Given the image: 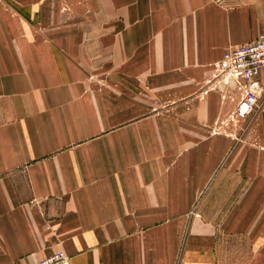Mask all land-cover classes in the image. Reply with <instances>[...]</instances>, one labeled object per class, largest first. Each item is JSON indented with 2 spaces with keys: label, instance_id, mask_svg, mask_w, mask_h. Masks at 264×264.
I'll list each match as a JSON object with an SVG mask.
<instances>
[{
  "label": "crops",
  "instance_id": "0c3cea01",
  "mask_svg": "<svg viewBox=\"0 0 264 264\" xmlns=\"http://www.w3.org/2000/svg\"><path fill=\"white\" fill-rule=\"evenodd\" d=\"M47 1L22 0L16 21L0 6V264L57 250L72 264H223V235L247 238L246 264H264V102L236 142L174 129L200 106L208 120L234 108L216 82L200 98V80L264 31V0H86L65 21ZM122 60L142 62L126 75L154 92L184 95L120 120L103 76ZM200 204L232 206L215 217Z\"/></svg>",
  "mask_w": 264,
  "mask_h": 264
},
{
  "label": "rangeland",
  "instance_id": "374dc122",
  "mask_svg": "<svg viewBox=\"0 0 264 264\" xmlns=\"http://www.w3.org/2000/svg\"><path fill=\"white\" fill-rule=\"evenodd\" d=\"M24 1V0H23ZM45 2V0H44ZM16 4V10L13 9ZM48 4V6L46 5ZM0 6L10 12L11 17L14 21H16V17L19 16L20 7H23L22 0H0ZM44 8L48 7L50 13L52 10L56 11L55 13L64 14L65 20H73L79 19V16L83 17L87 12L90 11L88 3L86 0H48L44 3ZM54 6V7H53ZM53 14V12H52ZM20 18H18L19 20ZM62 20L61 18H59ZM113 70L119 69L120 76L118 78H109L110 70H104L108 72H104L103 76V84H109L111 80L113 85L119 86V96H120V120H129L138 118L139 116H146L148 113H155L157 110L155 109H146V101L152 103H158L161 99L163 101L166 96L167 104H173L172 101L177 100L180 96L184 94H175L173 92L158 93L154 92L153 89H149V77L145 76H128L126 72H140L146 66L142 65V62H132V61H119L112 63ZM112 68L111 65L104 66V69ZM210 70V75L205 76L200 80V90L201 92L198 94L200 98L206 95L205 88L212 83L216 82V85L223 89L221 98L222 100H230L232 103L239 100L241 97V92L237 89L229 88L228 85L222 82L221 77L218 75V69L216 63L208 66ZM230 85V84H229ZM202 93V94H201ZM126 98L130 100H134V102L127 101ZM124 99V100H123ZM125 101V102H123ZM122 102V104H121ZM129 102V104H128ZM148 105H150L148 103ZM236 105V104H235ZM171 106V105H170ZM235 107V106H234ZM183 110L190 111V108L184 107ZM211 112V110H209ZM234 108L232 107L229 110L220 109V114L215 120H208V110L204 109L200 106L199 113L200 119L197 122H191L190 126L187 125L184 121L182 125L179 127L175 126V131L178 133H182L183 135H191L192 137L198 136V143L201 144L205 142L206 138L212 134H227L232 133L236 135V140H238L239 135H242L244 132L249 130V126L254 121L250 120H237L233 115ZM174 117V113L172 114ZM254 118V117H253ZM232 205L220 206L217 205L213 208L211 205H203L200 204V211L214 213L215 217L224 215L229 207ZM223 208V209H221ZM211 223L218 225L220 223L219 220H213ZM219 241L218 243L221 245L220 249V257H222L221 263L223 264H246L251 257V249L248 242V239L241 235H223L216 239Z\"/></svg>",
  "mask_w": 264,
  "mask_h": 264
},
{
  "label": "built area",
  "instance_id": "2783aa9c",
  "mask_svg": "<svg viewBox=\"0 0 264 264\" xmlns=\"http://www.w3.org/2000/svg\"><path fill=\"white\" fill-rule=\"evenodd\" d=\"M216 66L222 82L241 92L234 107V118L253 119L264 102V86L256 78L264 67V31L250 43L226 49ZM33 264L72 263L66 252L57 250Z\"/></svg>",
  "mask_w": 264,
  "mask_h": 264
}]
</instances>
